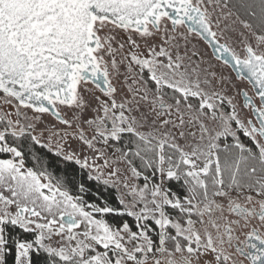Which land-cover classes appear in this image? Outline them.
I'll return each instance as SVG.
<instances>
[{
    "label": "snow or ice",
    "instance_id": "snow-or-ice-1",
    "mask_svg": "<svg viewBox=\"0 0 264 264\" xmlns=\"http://www.w3.org/2000/svg\"><path fill=\"white\" fill-rule=\"evenodd\" d=\"M0 101V264H264V0H0ZM22 108L118 206L27 165Z\"/></svg>",
    "mask_w": 264,
    "mask_h": 264
},
{
    "label": "rangeland",
    "instance_id": "rangeland-1",
    "mask_svg": "<svg viewBox=\"0 0 264 264\" xmlns=\"http://www.w3.org/2000/svg\"><path fill=\"white\" fill-rule=\"evenodd\" d=\"M218 11V10H217ZM231 21H224L221 23V29H225L227 25H229ZM238 28V26H237ZM238 30H240L238 28ZM226 37H229L227 42L232 45L237 53H239L241 56L244 54L242 46L238 42V34L237 33H232L230 31L226 32ZM224 42V41H222ZM193 43H197L196 41H193ZM201 50L202 54L207 53L210 54L211 50L210 48L207 47L203 42L198 43L197 45ZM189 50H191V44H189ZM189 54H191V51H189ZM195 59V57L193 58ZM204 60L205 63L202 65L203 68L208 67V55H204ZM212 63L216 65V68L214 69L217 72V76L219 77L221 74L225 76H231L233 79L234 84L236 85H241L248 89L250 94L252 93L251 86L247 84V82H240L236 80V76L232 72V70L229 67H225L221 64L219 61H215L214 59L212 60ZM219 87V84L217 85ZM237 89L236 87H230L226 86V92L228 95L232 96L235 95ZM242 101V97L237 96L236 101L238 104ZM14 108L12 106L4 104L2 101H0V112H13ZM23 113H26L27 116L29 117L28 122L33 123L35 125L34 130L32 131V134L35 135L39 140L41 145H49L51 146V151L55 152L56 144L57 142L63 143V146L66 151L69 153L72 152L73 150H77L78 147L80 146V142L74 138V135L68 136L65 138L64 141H60V136L59 133L67 131L71 133H75V127L73 128H66L63 124H61L59 121L56 120L50 113L43 114L39 120L34 119V117L37 115L35 114L31 109H21ZM62 109V114L64 113ZM12 119H16V117L13 115L11 117ZM57 133V135L53 136V133ZM243 139V137H242ZM49 149L48 147H46ZM259 227V225H256ZM264 231V229H261ZM56 239V238H54Z\"/></svg>",
    "mask_w": 264,
    "mask_h": 264
},
{
    "label": "trees",
    "instance_id": "trees-1",
    "mask_svg": "<svg viewBox=\"0 0 264 264\" xmlns=\"http://www.w3.org/2000/svg\"><path fill=\"white\" fill-rule=\"evenodd\" d=\"M235 2V0H233ZM24 143L29 146L30 154L26 150V163L30 167H39L40 165H46L48 170L53 173L54 176L58 178H66L65 182L72 194H77V184L84 180L86 173L81 172L78 166L74 164L65 163L60 157L54 155V152L50 151L46 147H41L40 145L34 144L30 140H25ZM36 157L40 161V165L36 163V160L33 159ZM86 186L91 190V192L85 196V199L89 202H94L101 204L102 201H107L112 206H118L117 204V193L115 190L109 188L105 190V187L102 183H96L91 181H86ZM99 194L101 199L96 198V194ZM112 223H118L119 217L112 215L107 216ZM125 219H129L125 217ZM21 235H26L21 233Z\"/></svg>",
    "mask_w": 264,
    "mask_h": 264
},
{
    "label": "water",
    "instance_id": "water-1",
    "mask_svg": "<svg viewBox=\"0 0 264 264\" xmlns=\"http://www.w3.org/2000/svg\"><path fill=\"white\" fill-rule=\"evenodd\" d=\"M211 50V49H210ZM230 68V67H229ZM231 69V68H230ZM232 70V69H231ZM232 72L234 73V75H235V72L232 70ZM54 117V116H53ZM55 118V117H54Z\"/></svg>",
    "mask_w": 264,
    "mask_h": 264
},
{
    "label": "flooded vegetation",
    "instance_id": "flooded-vegetation-1",
    "mask_svg": "<svg viewBox=\"0 0 264 264\" xmlns=\"http://www.w3.org/2000/svg\"><path fill=\"white\" fill-rule=\"evenodd\" d=\"M244 237H243V235H241V239H243Z\"/></svg>",
    "mask_w": 264,
    "mask_h": 264
}]
</instances>
